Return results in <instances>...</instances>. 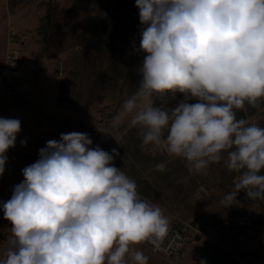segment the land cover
Returning <instances> with one entry per match:
<instances>
[{
	"label": "clouds",
	"instance_id": "1",
	"mask_svg": "<svg viewBox=\"0 0 264 264\" xmlns=\"http://www.w3.org/2000/svg\"><path fill=\"white\" fill-rule=\"evenodd\" d=\"M135 4L142 25L138 50L146 53L138 69L142 78L114 119L132 114L142 142L184 158L190 172L226 154V167L239 173L222 199L227 207L240 190L264 199V127L238 119L235 111L264 101V0ZM177 93L183 97L170 109L151 99ZM20 131L18 118L0 116V174ZM92 144L86 132L61 133L22 169L24 179L0 202L11 222L0 264H147L133 246L147 241L158 249L169 218L111 163L116 148L110 153ZM155 167L163 171L166 165Z\"/></svg>",
	"mask_w": 264,
	"mask_h": 264
},
{
	"label": "rangeland",
	"instance_id": "2",
	"mask_svg": "<svg viewBox=\"0 0 264 264\" xmlns=\"http://www.w3.org/2000/svg\"><path fill=\"white\" fill-rule=\"evenodd\" d=\"M42 2L44 0H0V71L6 65L5 59L8 52L15 45L20 49L19 65L26 70V80L30 88L33 89L34 94L39 97L45 96L44 99L49 102L58 103L62 108L54 109L56 112L63 110L60 115L64 117V113L67 112L64 110L68 109L66 99L69 95L70 80L65 74L59 76L57 71L59 72V65L63 64L71 48V43L78 42L76 37L72 36L73 25L77 23L80 30L84 29L87 31L89 29L91 31L94 14L88 11L86 5H83L71 17L67 9L72 5L73 0H53L51 2L53 6L57 8L58 6H63L66 9L59 16L56 15L58 28L53 34L51 41L46 45L39 44L30 37V34L38 26L41 20V12L46 9L45 3ZM105 6L106 0H101L99 8ZM115 13L118 25L126 38V41L119 44V49L125 56L134 58V50L138 49L135 47L139 45V30L133 24L125 6L121 5ZM73 18H75L76 23L73 22L71 24ZM22 28L27 30L28 33H20L19 30ZM11 31H15L18 36L14 35L13 38ZM92 32L94 31L92 30ZM92 34L91 36L94 39L88 44L89 49L86 53L90 63L94 64L95 67V48L100 45L98 39ZM23 39L25 41L22 44L20 42ZM14 42L19 43L14 44ZM56 48L60 49L57 51ZM39 80L42 83L40 88L36 85ZM104 83V78L97 82V85L101 88L100 93L95 99L90 114L79 117L81 126L79 125L80 121H72L73 124L70 122L65 123L68 122V118L63 121L65 123L63 127L66 129L63 132L68 133V130H70L69 132L78 130L80 132L85 131L88 134L99 133L101 136L93 142L91 147L99 145L110 153L118 145V154L113 153L114 160L111 163L121 168L123 172L136 182L138 180L136 177L137 170L146 175L147 185L141 187L138 193L143 199L161 207L163 213L169 218V225H172L174 221L180 220L191 222L196 214L203 216L198 221L194 220L196 224H200L199 230L191 235L188 246L179 259L170 261L161 255L152 254L150 250L143 246L144 242L134 245L133 247L142 251L148 257L147 264H193L194 262L189 255L201 250L204 239L225 249L235 257L237 255L252 256L253 264H264L263 232L250 233L236 230V225L251 222L252 218L257 214L255 206L250 202L242 203L237 199L236 203L228 207L225 203H222L223 197L229 192L228 190L233 188V185L228 181V176L233 175V172L224 163L226 154H224V158L220 162H212L200 172H190L187 167V161L184 158L169 155L164 146H158L153 143L144 144L140 126H133L130 123L132 114L123 117L119 122L114 119L118 112L121 111L123 101L134 93L130 82H127V87L123 89L126 94L123 92L122 100L118 99L122 93H119L118 90L121 88L113 91L115 93L113 95L114 93L111 92V89H106ZM182 97V93H177V96L168 95L162 101L158 94H153L151 99L155 106L170 109ZM190 102H195V100ZM18 104L20 103H16L13 106H18ZM38 105L43 110H46L49 106L46 102H40ZM254 111V114L247 116L245 120L255 124H257V121L264 122V105L263 107H257ZM74 127L75 129L72 130ZM161 162L166 165L163 171L155 167L156 164ZM5 164V174H7L9 172L8 169H10L9 161ZM24 167V164L18 165L17 172H19V177H15L12 180L11 184L13 186L24 179L22 173ZM149 173L156 175L150 176ZM238 177L239 175H234L233 181L238 179ZM194 180H197L199 188L194 186ZM143 191H147L148 195H144ZM11 194L9 190L0 191V202L8 200ZM234 208H237L240 213L233 214L232 209L234 210ZM0 217H4L2 209H0ZM2 230L6 231L7 238L10 235V228L4 230L2 227ZM6 238L0 243V259L3 258L4 251L8 246ZM201 259H203V255L200 256L196 264H200ZM129 264H131V261H129Z\"/></svg>",
	"mask_w": 264,
	"mask_h": 264
},
{
	"label": "trees",
	"instance_id": "3",
	"mask_svg": "<svg viewBox=\"0 0 264 264\" xmlns=\"http://www.w3.org/2000/svg\"><path fill=\"white\" fill-rule=\"evenodd\" d=\"M100 1L101 0H73L72 5L69 9H67L68 13L72 17L83 5H86L88 11L94 14V21L91 25V29L94 32H92V30L89 31V29L87 31L84 29L80 30L75 22V18L71 20V24H73V22L76 23V25H73L74 29L72 31V36L76 37L78 42L71 43V48L63 61L64 73H61L67 75L70 80V90L66 103L68 109L72 113V117L65 123H72V121L79 122L80 116H87L90 114V111L94 106L95 99L101 90V88L97 85V82L102 80V78H104V85L106 89H111V92L117 91L118 88H121L118 90L119 93L122 92L119 97L117 96L119 100L123 99V92L126 94L123 89L127 87V82H130V86L133 87L135 92L139 87V80L142 78V74L137 72V70L142 65L143 57L146 53L138 50V45V47H135L138 48L134 50L135 54L133 53L135 56L134 58L122 54L119 49V44L126 41V38L118 25L115 13L121 5L125 6L133 24L138 28L140 33L142 25L139 20V10L135 4V0H106V6L99 8ZM51 2H53V0H44V2H42L45 3L46 9L44 12H41V20L39 21L38 26L32 30V39L37 41L39 44L46 45L51 41L53 34L58 28L56 15L59 16L61 12L66 9L63 6H58L57 8L53 6ZM91 33H93L92 35L98 39L100 45L95 48V67L94 64L90 63L89 57L86 53L89 49L88 44H90L94 39L93 36H91ZM138 43H140V35L138 36ZM78 45L80 48L77 47ZM59 49L60 48H56L57 51ZM113 95H115V93ZM114 97L116 98V96ZM263 105L264 101H261L257 107H263ZM257 107H253L245 103L243 108L235 110L236 116L238 119H246L247 116L254 114V110ZM257 124L264 127V122L257 121ZM79 125H81V121L79 122ZM74 129L75 127L72 130ZM69 131L70 130L67 132ZM82 131L84 130L82 129ZM89 136L94 142L98 140L97 138L101 135L99 133H89ZM102 140L104 141V139ZM115 148L119 149L118 145H116ZM232 172L233 175L228 176V181L234 185V175H239V173L234 171ZM136 173V177L138 178L136 182L137 191L139 192L141 187L147 185V181L145 178L146 175H144L141 171L137 170ZM149 174L150 176L156 175L151 173ZM193 184L196 187L199 186L197 180H194ZM232 189L233 188H230L228 191H231ZM143 193L146 196L148 195L147 191H143ZM236 199L242 203H252L257 210V214L252 218L251 222L236 225V230L240 232L248 231L250 233L263 232L264 234V199L258 198L252 200L247 197L245 190H240ZM232 212L233 214L240 213L237 208H234V210L232 209ZM202 217V215L196 214L193 219L198 221ZM172 221L174 220L172 219ZM218 226H220V224H218ZM201 255H203V259L207 261V264H241L239 259L233 254L205 239L203 240L201 250L189 255V257H191L194 262L193 264H196Z\"/></svg>",
	"mask_w": 264,
	"mask_h": 264
},
{
	"label": "crops",
	"instance_id": "4",
	"mask_svg": "<svg viewBox=\"0 0 264 264\" xmlns=\"http://www.w3.org/2000/svg\"><path fill=\"white\" fill-rule=\"evenodd\" d=\"M19 31L20 33H28V31L24 28ZM30 37L32 38V32ZM24 41L25 40L23 39L20 43L23 44ZM57 74L59 76L61 75L58 71ZM36 85L40 88L42 85L41 80H39ZM44 97L45 96L39 97L34 94L33 89L30 88L26 97L22 100V102H20V104H18V106H13L5 112H0V116L2 117L18 118L21 121V131L17 134L16 143L6 151V155L8 157L6 162L9 161L10 169H8L9 172L4 174L0 180V191L9 190L10 193H12L13 184H11V182L15 177H19V172H17L18 165L24 164L27 166L35 162L39 158V149L46 145V141L50 139H59L60 134L64 133L63 131L66 130L65 127H63V124H65L63 121H66L72 116L71 111L64 105L67 109L64 111L67 112L64 113L65 116L63 117V115H60L63 110L56 112L54 109L62 107L58 105V103L47 101ZM40 102H46L49 105L48 108L46 110L40 108L38 105ZM22 139H26V144H21L20 141ZM3 219L4 217H0V243H2L3 239L6 238V231H3L2 227L5 230L11 226V222L9 220Z\"/></svg>",
	"mask_w": 264,
	"mask_h": 264
},
{
	"label": "built area",
	"instance_id": "5",
	"mask_svg": "<svg viewBox=\"0 0 264 264\" xmlns=\"http://www.w3.org/2000/svg\"><path fill=\"white\" fill-rule=\"evenodd\" d=\"M11 35H16L15 31H11ZM19 43V42H15ZM20 49L16 46L11 48L6 58L5 67L1 68L0 73V111L4 112L16 103L22 102L30 90V85L26 80V72L19 65ZM59 72H63V64L59 65ZM6 172L0 174V180ZM200 224L194 221H174L169 225V232L158 249L154 250V246L144 241L146 247L152 254L161 255L164 258L174 261L179 259L188 246L191 235L197 233ZM241 264H253L252 256L237 255Z\"/></svg>",
	"mask_w": 264,
	"mask_h": 264
},
{
	"label": "water",
	"instance_id": "6",
	"mask_svg": "<svg viewBox=\"0 0 264 264\" xmlns=\"http://www.w3.org/2000/svg\"><path fill=\"white\" fill-rule=\"evenodd\" d=\"M197 238H199V236H197Z\"/></svg>",
	"mask_w": 264,
	"mask_h": 264
}]
</instances>
